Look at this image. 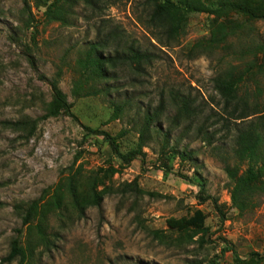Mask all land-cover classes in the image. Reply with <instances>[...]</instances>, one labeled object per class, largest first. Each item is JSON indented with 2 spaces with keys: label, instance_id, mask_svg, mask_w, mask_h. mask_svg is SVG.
<instances>
[{
  "label": "rangeland",
  "instance_id": "374dc122",
  "mask_svg": "<svg viewBox=\"0 0 264 264\" xmlns=\"http://www.w3.org/2000/svg\"><path fill=\"white\" fill-rule=\"evenodd\" d=\"M52 1L0 0V122L37 120L32 136L0 125V264H264V192L241 214L231 205L224 167L236 163L239 121L212 82L219 72L249 67L238 96L251 94L264 110V49L258 48L264 44V20L228 38L226 50L191 51L198 42L206 46L213 16L189 14L178 42L162 47L152 37L146 0L62 4L63 22L46 18ZM112 30L121 40L105 54L132 43L157 58L140 73L126 65L108 68L109 97H73L78 58ZM54 79L77 120L39 119L52 100ZM176 94L190 102V116L177 114ZM112 100L124 104L116 120L110 119ZM159 104L143 160L123 164L102 135L83 128L116 137L125 154L137 144L144 113ZM70 179L83 195L101 194L100 204L76 208ZM134 180L141 193L124 189ZM207 197L219 211L211 199L200 201ZM32 201L37 213L23 225L14 208L26 209ZM195 209L205 215V233L167 227V219L191 216ZM14 239L24 259L7 260ZM223 242L236 257L221 255Z\"/></svg>",
  "mask_w": 264,
  "mask_h": 264
},
{
  "label": "trees",
  "instance_id": "16d2710c",
  "mask_svg": "<svg viewBox=\"0 0 264 264\" xmlns=\"http://www.w3.org/2000/svg\"><path fill=\"white\" fill-rule=\"evenodd\" d=\"M82 4L95 7V0H53L48 6L45 15L49 21L63 22L62 4ZM150 5V13L148 15V23L152 29V37L157 44L162 47H168L178 42L180 34L186 25L187 16L189 14H207L213 16L210 22L209 39L205 42L206 46L202 47V42L196 43L191 51L203 49L204 51H212L221 48L226 50L230 46L228 38L234 37L240 30L250 29V24L256 20H264V0H146ZM239 20L234 19L233 17ZM121 36L112 30L107 35L98 38L96 42L87 45L81 58H78L76 65L78 69V77L72 82L71 95L76 98L89 96H108L110 95L108 68H116L118 65L130 66L135 73L143 71L144 66H149L157 58L155 54L148 51H141L129 44L127 48L119 52L113 49L111 54H105L103 51L106 47H112L113 42H119ZM229 44V45H228ZM258 48L264 49V44H258ZM31 65L33 62L30 61ZM264 67V62L261 65ZM236 67L232 70L219 72L213 79V86L219 96L226 105L231 106L230 115L232 119L239 121L236 128V136L234 140L233 158L235 164L230 166L225 164L224 172L230 183V201L233 208L239 214L254 208V196L260 191L264 192V110L259 108V104L254 96L249 93L238 96L239 83L244 80V76L251 72L248 67L246 70L234 73ZM103 82L102 86L100 83ZM98 83V84H97ZM52 91V100L48 104L46 112L39 118L46 120L56 118L60 115H66L74 120L76 117L71 112V104L67 102L65 94L58 87V80L54 79L50 82ZM179 94L172 95V101L177 109V114L188 117L192 114L190 102L186 98H180ZM113 112L110 116L111 120H116L123 115L124 104L111 101ZM161 104L156 110L146 111L143 116V123L138 129V141L134 149L126 152H120L117 138L109 135L104 131H92L88 127H83L89 133L102 135L109 145L112 153L123 163L140 159L143 160L145 153L143 148L146 147L147 132L150 124L156 119L157 111L161 109ZM37 120L22 118L17 121H3L0 125L12 128L17 131L26 132V136H32L36 129ZM210 141V140H207ZM182 157L181 160H184ZM245 164L246 170L240 173L241 166ZM75 179L69 180L68 192L73 205L82 209L86 206H98L101 201V194L95 192L83 195L77 188ZM124 189L128 191L141 193L138 188L137 181L125 184ZM203 185L200 187L202 191ZM211 199L213 207L219 211L217 203L210 197L202 198L200 201ZM15 211L21 213L22 224L26 225L36 215L38 205L37 201L27 204L26 209L23 204L15 206ZM23 213V214H22ZM205 215L199 209H195L191 216L169 218L166 220L167 227L179 233L188 231L194 234L205 233ZM41 236L42 231L38 232ZM221 255L226 252H232L234 257L236 253L231 246H227L223 242ZM255 257L258 255L254 254ZM19 256L25 258L24 251L19 248L17 239L12 241L11 252L7 256V260H11ZM259 259V258H258Z\"/></svg>",
  "mask_w": 264,
  "mask_h": 264
}]
</instances>
